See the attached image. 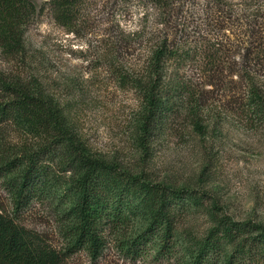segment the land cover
<instances>
[{
  "label": "trees",
  "instance_id": "16d2710c",
  "mask_svg": "<svg viewBox=\"0 0 264 264\" xmlns=\"http://www.w3.org/2000/svg\"><path fill=\"white\" fill-rule=\"evenodd\" d=\"M154 1L162 32L148 38L141 56L118 71L119 81L139 94L143 141L162 130L179 107L202 138L219 137L226 117L238 118L244 131L264 130V8L244 0L237 11L227 8L226 0H212L210 19H202L212 30L199 35L193 0ZM84 3L53 0L52 5L59 23L72 31ZM36 13L30 0H0V50L6 56L26 57V26ZM235 21L242 22L236 47L227 36ZM233 54L241 61L229 60ZM38 82L0 78V149L9 145L4 135L10 128L41 141L3 151L0 174L18 210L38 200L60 203L69 252L86 251L97 261L114 238L133 261L155 252V260L175 264H264V223L237 221L214 207L205 234L182 232L185 218L203 208L206 195L156 183L94 156L75 135L68 107ZM207 86L217 102L209 103ZM57 162L67 177L55 168ZM63 263L61 253L0 209V264Z\"/></svg>",
  "mask_w": 264,
  "mask_h": 264
},
{
  "label": "rangeland",
  "instance_id": "374dc122",
  "mask_svg": "<svg viewBox=\"0 0 264 264\" xmlns=\"http://www.w3.org/2000/svg\"><path fill=\"white\" fill-rule=\"evenodd\" d=\"M30 1L37 13L26 26V57L13 59L0 50V78L39 81L48 95L68 107L75 135L94 156L135 174L144 173L156 183L204 193L205 205L188 214L182 232L205 234L212 225L214 207L237 221L264 223V130L244 131L238 118L226 117L228 123L219 137L202 138L188 113L179 107L162 130H154L148 135L151 139L143 141L139 94L119 81L118 71L141 56L148 38L162 32L160 9L154 0H85L72 31L57 20L53 0ZM213 4L212 0H193L199 35L212 30L203 26L202 19H210L207 11ZM226 4L237 11L245 7L244 0H226ZM251 4L264 8V0ZM241 29L242 22L235 21L227 30L235 47L242 39ZM228 56L241 61L238 54ZM195 74L198 78L200 70ZM211 90L212 86L204 90L210 104L217 102ZM4 136L9 145L0 149V161L3 151H15L13 145L41 143L13 128ZM55 168L67 177L58 162ZM59 207L58 201L44 199L18 210L0 174V209L61 253L63 264H175L155 260V252L133 261L121 253L114 238L97 261L86 251L69 252Z\"/></svg>",
  "mask_w": 264,
  "mask_h": 264
}]
</instances>
